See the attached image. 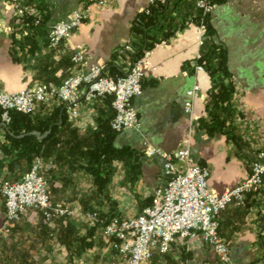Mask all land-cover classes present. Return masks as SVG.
Segmentation results:
<instances>
[{"label":"crops","instance_id":"1","mask_svg":"<svg viewBox=\"0 0 264 264\" xmlns=\"http://www.w3.org/2000/svg\"><path fill=\"white\" fill-rule=\"evenodd\" d=\"M13 1L0 0V92L19 93L37 83L60 86L68 77L112 60L122 74L131 66L134 56V52L124 50L125 46L130 44L136 49L144 43V37L133 35L131 28L149 0H105L103 6L97 0H17L23 6L35 7L43 17L44 25L33 31L17 27ZM196 2L168 0V5L155 16L150 36L166 44L154 49L151 67L145 69L143 92L134 99L141 129L119 133L115 141L118 148L128 147L144 154L141 175L131 181L118 165L113 181L103 190L117 203L122 218L140 213L136 195L150 197L165 184L164 160L160 156L147 157V146L174 152L190 141L191 161L209 170V189L216 194L241 183L264 150V0H225L210 19L214 35L208 45L215 42L225 48L235 85L222 117L228 119L238 142L222 133L210 135L200 128V120L208 117V97L214 83L205 69L200 72L195 67L199 53ZM81 8L88 11L89 19L68 43L50 49L51 28ZM78 45L86 51L87 65L77 66L71 60ZM195 86L200 90L193 100L191 128L185 105L188 92ZM59 105H37L35 113L43 116ZM109 111L107 100L83 104L77 120L68 116L65 125H58L61 141H71L73 145L90 137ZM3 141L4 130L0 126V146ZM61 145L51 157L43 159L44 173L52 201L71 209L74 215L46 223L40 213L28 211L9 223L10 234L0 240V264H125L112 249L102 227L94 234V247L81 257H73L58 240V233L68 223L84 235L90 227L89 213L109 212L105 194L98 192L92 177L57 162L59 153L67 159L76 158V154L68 155L67 145ZM4 159L0 148V161ZM1 169L0 182L8 174ZM130 207L134 214L128 213ZM219 222V234L231 248L233 264H264V179L246 206L231 205L220 214ZM7 224L5 206L0 203V229ZM182 253L188 256L190 264H219L208 245L188 240L176 241L170 253H156L147 264H179Z\"/></svg>","mask_w":264,"mask_h":264},{"label":"built area","instance_id":"2","mask_svg":"<svg viewBox=\"0 0 264 264\" xmlns=\"http://www.w3.org/2000/svg\"><path fill=\"white\" fill-rule=\"evenodd\" d=\"M219 0H197V7L204 15L212 14ZM16 15L24 16L26 8L14 0ZM100 6L105 0H97ZM166 3V0H149V6ZM148 7L145 9L149 14ZM89 19L85 8L73 11L65 20L56 23L50 30L48 47L57 49L68 43L73 33ZM36 23H39L37 21ZM206 26H198L197 45L203 46ZM166 43H158L155 48ZM154 48V49H155ZM153 50L146 51L144 57L136 61L124 75L113 77L105 71V65L91 66L86 73L68 77L62 85L37 83L19 93L0 92L1 120L4 125L11 122L13 111L32 113L37 105H64L71 120L81 115L83 104L97 100L111 99L114 117L111 127L117 133L140 130L141 122L134 106V99L143 92L145 69L151 67ZM124 50L133 52L127 44ZM71 60L74 65H87L86 51L76 46ZM197 71H204L197 66ZM200 88L195 86L188 92L189 101L185 113L193 127V100ZM145 155L149 158L160 156L164 160L165 184L153 193L152 204L134 217L113 218L103 229L112 239L111 246L121 255L125 264H147L156 253L161 255L172 251L173 244L180 241H201L215 253L219 264H233L231 248L219 234V216L231 205L243 207L250 195L260 189L264 179V150L258 160L250 166L246 178L231 190L216 194L209 189V170L191 161V143L174 152L147 146ZM46 163L36 157L29 172L21 181L0 182V198L4 200L8 224L0 229V240L9 235L10 225L28 211L40 213L46 223L60 217L74 215L71 209L54 203L50 196L49 181L45 176ZM91 226L100 221L97 211L88 214ZM181 264H190L188 261Z\"/></svg>","mask_w":264,"mask_h":264},{"label":"trees","instance_id":"3","mask_svg":"<svg viewBox=\"0 0 264 264\" xmlns=\"http://www.w3.org/2000/svg\"><path fill=\"white\" fill-rule=\"evenodd\" d=\"M224 1L219 0L217 3L220 5ZM167 5L168 0L164 4L151 5L148 7L149 14H146L144 10L135 18L131 32L133 35H142L144 43L136 49L133 48L134 56L131 65L143 58L146 51L153 50L156 44L165 42L151 37L150 31L156 21L157 12ZM24 7L27 9L24 16H16L15 18L17 27H21L22 30L30 29L33 31L44 25V19L35 7ZM196 8L195 22L197 26H200L202 22L204 23L206 34L203 46L200 49V56L196 59L195 67H203L214 83V88L208 97V117L200 120V128L206 130L210 135L222 133L238 142L233 134L234 129L228 124V119L222 117V110L226 105L230 104L231 97L235 93V85L227 66V52L223 46L215 42L208 45L209 39H212L214 35L210 22L211 15H204L198 9L197 2ZM37 21L39 23H36ZM105 71L113 77H118L125 73L120 74L118 72L113 60L105 64ZM107 105L110 108L109 114L106 118L99 120L97 130L90 137L78 140L73 145H71L70 140V142L66 141V143H63L60 139L61 133L58 131V125H65L69 120L64 105L56 106L51 113L43 116L36 115V110L32 113L13 111L11 113V122L8 125L2 123V110L0 109V126L4 130V141L0 148L5 156V159L0 161V167L8 173L4 180L10 182L21 181L31 169L36 157L43 159L51 157L56 147L62 144L61 146L67 145L68 155L71 153L73 155L76 154V158L67 159L59 153L56 158L57 162L63 165L66 164L75 171L86 173L96 183L98 192L105 194L109 204V212L107 214L100 213V221L94 226L90 225L86 234L77 233L70 223L58 233V240L66 245L73 257H81L86 251L94 247L93 238L98 228H104L113 218H122V215L120 216L118 212L117 203L111 199L110 193L103 191L104 187H107L113 181L118 171V165L122 166L125 177L131 181L137 180L141 175L144 154L132 148H118L115 146L119 133L115 132L111 127V120L114 117L111 99H107ZM43 110H45V107H43ZM41 137L43 138L41 139ZM64 180L63 182H65ZM136 198L140 212L151 205L153 201V195L146 198L136 195ZM109 242L111 243L112 239ZM112 249L114 248L112 247ZM157 255L161 254L157 253ZM183 255L184 253L181 254V262H186L188 256Z\"/></svg>","mask_w":264,"mask_h":264},{"label":"rangeland","instance_id":"4","mask_svg":"<svg viewBox=\"0 0 264 264\" xmlns=\"http://www.w3.org/2000/svg\"><path fill=\"white\" fill-rule=\"evenodd\" d=\"M0 203L5 204L3 199H0ZM127 210H129L128 213H130V214H134V212H133V211H134L133 208L130 207V208L127 209ZM181 263H182V262H181V260H180V261H179V264H181Z\"/></svg>","mask_w":264,"mask_h":264}]
</instances>
